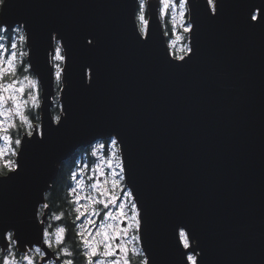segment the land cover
Wrapping results in <instances>:
<instances>
[{
	"label": "water",
	"instance_id": "95a60500",
	"mask_svg": "<svg viewBox=\"0 0 264 264\" xmlns=\"http://www.w3.org/2000/svg\"><path fill=\"white\" fill-rule=\"evenodd\" d=\"M191 3L195 55L186 64L166 58L158 0L146 3V41L138 38L139 0H12L0 11L28 36L26 61L41 98L34 125L45 133L42 143L22 133L23 154L14 158L21 172L0 183V224L16 234L18 253L40 247L48 255L37 264L55 260L43 244L45 192L79 147L115 136L130 161L125 183L147 213L139 245L154 264H180L175 219L190 225L205 264H264V28L248 24L261 0H224L215 20L204 0ZM54 35L63 36L66 56L63 126L52 111ZM7 244L0 235L2 253Z\"/></svg>",
	"mask_w": 264,
	"mask_h": 264
},
{
	"label": "snow or ice",
	"instance_id": "6c2138e0",
	"mask_svg": "<svg viewBox=\"0 0 264 264\" xmlns=\"http://www.w3.org/2000/svg\"><path fill=\"white\" fill-rule=\"evenodd\" d=\"M160 3L162 5L161 11L165 15H167L169 9L178 5L181 17H185L192 8L196 7L195 4L191 3V0H177L175 4L172 0H160ZM11 4L12 0H0V11L7 10L11 7ZM224 6V0H204L203 3L204 12L210 20H215ZM139 7L140 11L137 19L142 26L139 28L140 37L138 38H143L146 41L149 38V32L144 13V0H141ZM256 7L259 8L258 15L249 11V27L264 28V0H261V4L256 5ZM252 21L256 23L253 24ZM12 23L0 20V24L8 25L7 28H0V31H15L17 33V42H11L12 38L9 37L10 48L12 49L10 54H8L5 45L0 44V144H2L0 146V183H6L14 179L22 169L19 160H14L11 157H19L23 154L24 139L14 138L13 133H18L20 128L27 126L25 138L38 136L40 139L37 142L42 143L45 136L41 127L32 124L27 109L28 101L24 98L27 95L31 97L33 102L38 100V82L29 80L25 76L24 79L28 81V88L26 89L21 86L20 81L15 79L18 71L30 69L31 64L28 63L27 68H25V61L21 58L27 56L28 53L18 51L21 45L27 43L28 36L23 32L22 26L13 29ZM195 24L194 18L185 21L183 31L189 34V44L181 49L182 54L176 55L172 50L175 42L169 44L165 53L169 63L180 61L186 64L195 55V49L191 43L192 36L195 34ZM51 38L57 40L54 59L65 61L66 56L62 54L63 36L57 37L54 35ZM87 43L92 45L93 42L88 40ZM17 60L20 61L19 64H17ZM87 67L92 69L91 65ZM62 72L63 69L57 64L56 79L58 82L61 80ZM88 79V86L91 87L95 83L94 69L90 71ZM32 89H36V92H33ZM54 119L57 125L63 126L60 116H56ZM119 144L120 142L115 136L110 139L111 153L110 158L106 161L107 168L111 170L110 173H107L111 176L110 186L108 180L101 183L97 179L90 186L95 195L81 196L78 194L77 188L72 189V193L75 195V207L73 209L76 214L75 219L84 218L75 232V249L64 246L70 238L67 227H57L55 233L44 230L43 244L46 249H54V264H77L76 256L83 257L81 264H134L132 259L134 256L140 258V264H154L145 247L137 248L135 246L143 239L147 213L144 212L142 215V209L138 207L134 189L128 188L125 183L126 167H130V161L128 165L125 164ZM105 147L104 144L99 145L100 149ZM93 155H96V152H93ZM117 169L119 171H116ZM96 171H103V169L98 165L96 169H93V172ZM77 183L81 188L85 186L83 180ZM117 188H121L122 197L115 195V189ZM82 200H87L88 203L83 204L81 203ZM97 206H101L105 210L110 206H116L115 214L104 211L102 216L103 219L118 221L119 226L111 223L105 224L102 221L98 223L97 220L93 219V217L101 216ZM44 207L47 208L48 205L45 204ZM57 219H61V217H57ZM41 223H43V220H41ZM171 234L180 256V264H205L204 249L188 223L181 219H175L171 225ZM0 235H3L8 242L4 249L7 254L0 255V264H36V257L27 254V250H24V254L18 255L10 247V245L17 244V236L12 231H6L3 224H0ZM194 241L196 242L195 245L193 244ZM34 252L38 254L41 262L48 255V252L40 247H35Z\"/></svg>",
	"mask_w": 264,
	"mask_h": 264
},
{
	"label": "rangeland",
	"instance_id": "374dc122",
	"mask_svg": "<svg viewBox=\"0 0 264 264\" xmlns=\"http://www.w3.org/2000/svg\"><path fill=\"white\" fill-rule=\"evenodd\" d=\"M152 1H154V0H152ZM172 2L175 4L177 2V0H172ZM140 3H141V0H139V6H140ZM144 3H145V8H147L146 7L147 0H144ZM158 3H159L160 17H161V20H162V24L164 26L165 33H166V35H169V37L167 38L168 43L172 44L173 42H175L174 45H173V49L172 50L176 53V55H180V54H182L181 53V49L183 47L188 46V44H189L188 43V34L183 31L184 26H185V21L189 20L188 19V15H186L185 17H181L178 5L176 7H173L171 9H169L168 12H167V15H165L161 11L162 5L160 3V0H158ZM139 6H138V9H137V14H136L137 16H138L139 11H140V7ZM145 8H144V11H145ZM145 19L147 20V15L146 14H145ZM138 22H139V27H141L142 26L141 22L139 20H138ZM167 25L169 26V31L166 32ZM17 27H21V26H16L14 29H16ZM9 37L12 38L11 42H17V33L15 31H10V32L9 31H7V32L6 31H0V44H4L5 45V48L8 49V54H10V52L12 51V49L10 48ZM56 46H57V41L55 43V49H56ZM18 51H23V52L27 53V49H26L25 44L21 45L19 47ZM62 54H63V50H62ZM54 56H55V50H54V55H53V59H52V62H53V65H54L55 83L56 84L59 83V85L61 87V83H62L61 80L58 82L57 79H56V65L59 64L60 68L62 69L63 61H56L54 59ZM24 58H26V56L21 58V59H24ZM19 63H20V61L17 60V64H19ZM27 64L28 63L26 61L25 65H24L25 68H27ZM25 76H27L29 78V80H33V81H37L38 82L35 74L33 72H31L30 69H28V70H26L24 72L18 71L16 76H15V79L20 81L21 82V86L25 87L26 89L28 88V81L24 79ZM61 78H62V75H61ZM38 85H39V82H38ZM32 91L36 92V89H32ZM58 97H59V91H58V93L55 94V96L53 98L54 99L53 105L55 103L58 104V113H55V114L53 113L55 117L58 116L59 111H60V103H59V98ZM24 98L28 101V104H27L28 111L30 109L39 108V105H40L39 103H40V100H41V98H40V86L38 88V100L37 101L33 102L31 100V97L27 96V95ZM31 122H32V124H38L39 123V122L34 121L32 119H31ZM24 127L25 128L22 131V133L26 132V127L27 126H24ZM22 133H21V131H19L18 133L14 132L13 133L14 138H21ZM0 146H2V144H0ZM110 153H111V150H109L108 143H107L106 147L103 149L102 157L93 155V153L91 151L90 154L93 157L91 162L82 160L83 157L78 159L77 167H76V169L73 172V184H72V187L70 189L71 193H72V189L73 188H77V192L81 196H84V195H87V194L95 195V193L92 192L90 186H91L92 183H95L97 179H99L101 181V183H103L104 180H108L109 181V186H110L111 176L107 175V173H110L111 170L108 169L107 165H106L107 159L110 158ZM11 158L14 159L15 157H11ZM98 165L103 169V171L93 172V169H96ZM116 171H119V170L117 169ZM81 173H83V174H81ZM80 180L84 181V185L85 186H83L82 188L77 183ZM72 195H73V193H72ZM115 195L117 197H122L123 196L121 188L115 189ZM101 198L103 199V197H101ZM73 200L75 201V195H73ZM81 203L87 204L88 201L87 200H82ZM118 203H119V201H118ZM74 206H75V204H74ZM97 210L101 213V216L93 217V219L97 220L98 223L102 221L105 224L111 223V224H115V225L119 226L118 225V221L111 220V219H103V216H102L104 211L112 212V213L115 214L116 210H117L116 206H110L107 210L103 209L101 206H97ZM90 211H91V209H90ZM83 219L84 218L82 217L80 220H78L77 226L81 224ZM46 230H48L51 233H55V230L54 231H50L48 228ZM135 246L137 248H140L139 243L136 244ZM10 247H12L14 251H17L15 245H10ZM0 253H2L1 250H0ZM19 253L21 255L24 254V252H19ZM2 254L6 255L7 253H6V251H4ZM27 254L33 255V256H35V255L38 256V254H36L34 252V248L27 249ZM38 260H40L39 256L36 258V263H39ZM54 261L55 260L50 259L49 261L44 262V263H40V264H49V263L50 264H54ZM133 262H134V264H140V259L138 260V258H136L134 256Z\"/></svg>",
	"mask_w": 264,
	"mask_h": 264
},
{
	"label": "trees",
	"instance_id": "16d2710c",
	"mask_svg": "<svg viewBox=\"0 0 264 264\" xmlns=\"http://www.w3.org/2000/svg\"><path fill=\"white\" fill-rule=\"evenodd\" d=\"M145 14L147 15V8H145ZM169 31V26L166 27V32ZM7 32V31H6ZM167 38L169 35H166ZM26 62V58L23 59ZM24 72V71H20ZM60 89L59 83H55V94L58 93ZM53 113H58V104L55 103L52 106ZM30 118L34 121L39 122L40 118V110L39 108L30 109L28 111ZM25 127L19 129V131L24 130ZM104 145L107 144L108 138L104 139ZM89 146H81L79 147L75 153L70 156L69 158L62 161L59 171L54 178L53 182L51 183V187L45 192V201L46 204L49 206V222L47 223V228L50 231L56 230L57 227H67L69 229V239L67 243L64 245L68 248L75 249V232L77 231V222L78 220L75 219V212L74 209V200L73 195L70 191L72 184H73V172L77 167L78 159L83 157L82 160L91 162L92 156L89 152ZM57 217H61V219H57ZM18 255H21L17 251H15ZM1 255H5L0 253ZM37 258L38 256L35 255ZM138 260L140 259L139 257ZM77 264H81L83 257L76 256ZM134 260V257L132 258Z\"/></svg>",
	"mask_w": 264,
	"mask_h": 264
},
{
	"label": "built area",
	"instance_id": "2783aa9c",
	"mask_svg": "<svg viewBox=\"0 0 264 264\" xmlns=\"http://www.w3.org/2000/svg\"><path fill=\"white\" fill-rule=\"evenodd\" d=\"M112 137H110V138H108V148H109V150H111V147H110V139H111ZM103 141L104 140H102V139H99V140H96V141H94L91 145H89V147H90V150H89V152H91L92 151V153L93 152H96V156H101L102 157V154H103V149H100L99 148V145H101V144H104L103 143Z\"/></svg>",
	"mask_w": 264,
	"mask_h": 264
},
{
	"label": "flooded vegetation",
	"instance_id": "af4514ba",
	"mask_svg": "<svg viewBox=\"0 0 264 264\" xmlns=\"http://www.w3.org/2000/svg\"><path fill=\"white\" fill-rule=\"evenodd\" d=\"M45 204H46V201H45ZM44 204V205H45ZM44 205H42L41 207H40V209H39V215H42L44 212H45V210H44ZM49 207V206H48ZM48 212V213H47ZM46 213L48 214L47 215V220H46V223H45V230L47 229V223L49 222V217H50V212H49V208H48V211H47ZM39 261V260H38ZM37 264V263H36ZM50 264V263H49Z\"/></svg>",
	"mask_w": 264,
	"mask_h": 264
}]
</instances>
